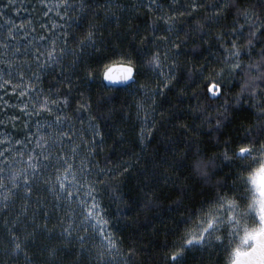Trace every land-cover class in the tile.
I'll return each mask as SVG.
<instances>
[{
    "label": "trees",
    "instance_id": "16d2710c",
    "mask_svg": "<svg viewBox=\"0 0 264 264\" xmlns=\"http://www.w3.org/2000/svg\"><path fill=\"white\" fill-rule=\"evenodd\" d=\"M7 2H14L20 11L0 12V149H3L0 161L4 155L10 161L0 164V172L7 169L3 182L8 184L13 169L23 171L27 168L28 174L32 175V169L27 165L29 154L36 163L42 161L39 154L43 151L49 163L45 167L41 162V179L39 182L33 180L30 197L26 198L23 190L18 188L6 202L0 200V264H27L25 252L10 254L12 241L8 229H13L23 242L25 234L31 233L36 224L43 226L45 223L52 230L51 236L46 231H38L36 243L26 246L32 264H52L53 259L58 264H72L80 246L86 253L91 250L92 264H96L101 254L112 264H154L156 259L159 264H164L165 253L171 260V252L176 247L182 248V254L187 248V255L191 256L195 249L185 246L182 236L194 220L180 217L178 213L173 215L169 204L180 195L179 186L190 183L186 178L187 168L170 166L171 149L183 150L186 145H175L171 141L176 137L188 140L185 164L196 159L212 161L207 164L208 181L215 182L230 167L225 164L217 170L221 157L216 153L224 150L225 137L231 135L233 144L230 147L235 148L238 135L247 131L249 137H253L259 129H264V86L249 87L245 83L249 76L259 75L255 69L264 71L260 68L264 55L260 51L264 44V29L260 27L264 25V0ZM194 2L200 6L193 9ZM209 4L213 7L206 6ZM81 5H84L83 9ZM173 13L177 19L169 30L165 17H171ZM90 23L96 26L95 29L89 27ZM22 24L27 27L13 30ZM93 30L108 45L106 51L123 55L125 61H133L135 72L131 83L106 86L102 80L106 59L100 53H93L92 66L87 64L85 53L88 48L81 49L80 45ZM253 30L259 34L260 42L253 41L249 45V33ZM9 31L12 32L10 36ZM110 31L112 35H109ZM114 43L115 48L112 47ZM233 48L238 52L237 57L225 59L228 56L226 49ZM241 50L242 54H239ZM153 53H158L159 58L169 54L172 71L170 83L161 84L163 87L160 86L151 106L149 130L152 131H148L144 143H138L133 115L138 111V104L145 101H139L138 91L129 87L153 85V76L143 72ZM121 62L115 60V64ZM197 66L202 72H198ZM89 67L94 72L91 77L85 75ZM222 68L221 79L226 81L227 87L223 94L219 93L218 99H209L208 86L213 83L219 86L220 79L216 78L215 70ZM229 68L233 69L232 74ZM65 70L70 71V75ZM69 80L73 85L71 90L67 87ZM194 89L199 90L196 95H193ZM64 96H69L70 102L65 101ZM44 97L58 102L40 109ZM78 101L84 107L78 109ZM21 104L25 107L21 108ZM173 105L175 107H170ZM225 114L230 119L219 131L215 130L216 121L224 119ZM37 123L40 131L36 128ZM10 137L12 152L7 151ZM21 138L24 144L17 147ZM244 142L252 143L250 139ZM261 142H264V132L255 139V146ZM165 157L167 162L162 160ZM248 159L244 156V160ZM68 166L71 171L65 173ZM58 174L67 175L68 183L73 185L59 193V201L56 200L58 193L49 192L43 183L49 179L55 182ZM167 176L172 178L165 179ZM2 192L3 188H0V194ZM77 193L78 198L72 199L71 196ZM85 199L88 205H100L96 224L107 222L95 228L97 236L92 235V226H87L85 231L81 224L87 205L82 208L80 202ZM40 200L43 206L33 218ZM57 203L59 211L55 210ZM45 207L49 209L47 221ZM193 207L199 209V205ZM184 211L188 212L187 209ZM195 215L194 211L193 217ZM164 217L169 224L167 231L159 222ZM70 219L73 221L71 231L65 237L61 235V229L68 226ZM173 225H176L175 229ZM197 228L198 225L193 226L190 234H198ZM82 233L83 239H77ZM110 233L114 237L112 249L108 248ZM51 247L57 249L55 258L48 255ZM203 248L202 260L197 252L188 264H197V261L215 264L208 255L207 246ZM130 251L131 259L128 258ZM76 264H83V259L76 260Z\"/></svg>",
    "mask_w": 264,
    "mask_h": 264
},
{
    "label": "snow or ice",
    "instance_id": "6c2138e0",
    "mask_svg": "<svg viewBox=\"0 0 264 264\" xmlns=\"http://www.w3.org/2000/svg\"><path fill=\"white\" fill-rule=\"evenodd\" d=\"M149 3H152V0H149ZM200 5L197 3H193L192 7L195 9ZM207 7H213V5H206ZM65 8L68 7L67 4L64 5ZM128 7H135V5H128ZM153 7L155 5L153 4ZM84 8V5H81V9ZM18 12L20 9L17 5L13 3H8L7 0H0V12ZM108 19H111V14H109ZM176 13H173L171 17H165V20L168 24L169 30H171L172 26L176 23ZM27 27L26 24L20 25L19 28H14V31H20L21 29ZM89 27L95 29L94 24H89ZM255 27V26H254ZM264 29V25L260 26ZM127 31V29L125 30ZM12 34L9 31L8 35ZM67 35V33H65ZM109 35H112L111 31ZM251 39L249 40V45L252 44L253 41L260 42L259 34L257 32L250 31L249 33ZM119 37V33H117ZM135 38L134 35L132 37ZM219 38V37H218ZM143 39V38H142ZM87 46L88 51L85 55L88 57L87 64L92 66L94 61L91 59L93 53H100L106 59V63L104 65V70L102 75L105 80L108 81H116V80H127L129 77H132L135 72V65L131 59L124 60L123 55L106 51L108 45L105 43L104 39L98 37L95 31H91L88 33L87 37L83 40L80 47L83 49ZM113 48L117 47L114 43L112 45ZM173 48H176V45H173ZM228 52V56L225 59H235L238 55V52L233 49H226ZM261 53H264V44L261 45L260 49ZM239 54H242V50ZM35 55V53H34ZM110 57H114L115 59H111ZM38 59V58H37ZM115 60H121L122 62L117 66H115ZM151 60L154 65L159 66L160 60L158 53H153ZM52 61V52L49 51V62ZM261 69H264V55L261 56ZM175 63V62H173ZM236 63L239 64L240 61L236 60ZM198 72H202V68L197 66ZM230 74L233 73V69H228ZM235 70H239L235 68ZM258 71V76H249L246 80V84L249 87L253 85L264 86V71L260 69H255ZM70 75V71L65 70ZM216 78L220 79L219 86L211 85L210 89L213 91V96L209 97V99H218L219 96L216 95L217 92L223 94V89L227 87L226 81L221 79L224 75V69L215 70ZM85 75L91 77L94 75V72L91 70V67L86 68ZM75 79V78H73ZM170 83V80L165 79L164 84L167 85ZM2 87V85H0ZM67 87L69 90L72 89L73 85L71 80L68 81ZM163 87V85L161 86ZM243 87V86H242ZM255 91V89H253ZM198 89L193 90V95H196ZM182 93H178L181 95ZM207 95V93H202ZM82 95V94H81ZM63 99L65 101L70 102L69 96H64ZM58 101H49L47 97H44L43 100L39 104L40 109L48 108V105L51 103L55 105ZM239 102V97H238ZM7 104V101L4 102ZM21 108H24L25 105L21 104ZM77 107L82 108L84 105L77 102ZM170 107H175L170 106ZM226 108L227 105H224ZM50 110V109H49ZM42 114V113H41ZM230 117H227L225 114L224 119L217 120L216 124L213 128L217 131L221 129V127L227 122ZM48 123V121H45ZM57 124H60L59 117L57 118ZM183 127H190V125H183ZM36 128L40 131V124L37 123ZM198 131V129H195ZM151 132L152 130H148ZM144 132L145 129L142 126L140 136L141 142L144 143ZM261 132H264V129H259L256 136L249 137L248 132L245 131L244 134L238 135L237 146L235 148L230 147L233 144V139L231 135L226 136L223 140V144L225 148L222 152H217L216 155L221 157V165L218 166L217 170L222 168L225 164L230 165L228 170L224 172L222 177H218L215 182H209L208 177L209 173L207 171V161L202 159H196L191 164H185L184 159L188 155V140H185L184 137H176L171 143L175 145L185 144V149L181 150L178 147H173L171 152L173 153L172 164L170 166H175L177 168H187L186 178L190 181V183H183L179 186L180 195L174 198V200L170 201V209L172 214H179L180 217H192L194 222L198 220V234H188L186 240L183 241L185 246H192L195 251L192 252L191 256L187 255L188 249L185 248L182 254V248L176 247L174 251L171 252V260L167 259V254L165 253L164 264H188V261L196 256V253H200L199 259L203 258V246H207L209 249L208 255L212 258L215 264H220L223 261V256L231 246L230 251L228 252L229 260L228 264H264V189H258L255 183L252 181L250 175L246 178V169L252 165L257 159L264 161V142H261L259 146H255V139L260 135ZM98 134V133H94ZM31 136V133L29 134ZM38 140H42L40 136H37ZM190 139V138H189ZM251 140L252 143H245L246 140ZM12 137L7 140L9 145L7 151H13L12 145ZM217 141L219 143V137H217ZM20 144H24L23 138L16 144L17 147ZM26 147V145H25ZM199 151V149H197ZM3 149H0V154H2ZM231 152L232 155L229 156L228 153ZM42 157V161H37L33 163V157L29 154L27 159V165L32 169V175L28 174V169L25 168L23 171L19 169H13L8 176V184L5 185L3 182V175L7 172V169H4L3 172H0V188H3L2 194H0V200L7 201L18 188L23 190V195L27 198L31 196L32 182L33 180L40 181L41 177L40 173V164L43 163V166H47L49 163V158L44 157L43 151L39 154ZM244 156H248V160H244ZM164 162H167V158H162ZM10 163L8 156H3V161H0V164ZM71 171V167L68 166L64 169V172L67 173ZM59 172V170H58ZM214 175V173H212ZM231 177V179H229ZM22 178V181L21 179ZM171 176L165 177V179H171ZM69 177L67 175L56 176V181L53 182L51 179L43 181V183L47 186L49 192H57L58 195L56 200H60L59 193H62L66 188L71 189L72 184L68 183ZM58 182V185H57ZM251 186V193L249 188ZM71 195V194H70ZM72 199L78 198L77 195L71 196ZM95 200V197H93ZM247 201V206H244V202ZM27 202V201H26ZM151 203V201H149ZM81 207L83 208L87 205L86 214H82L81 216V224L85 226V231H87V226H92V235L97 236L95 232V228L97 226L106 225V221H101V225L96 224V215L98 214V209L100 205L98 203H93L88 205L87 199L80 202ZM194 204L199 205V209H194ZM43 206V201L40 200L34 209V217L39 214L40 208ZM209 207L210 211H214L215 215H210L209 212L205 211V207ZM230 209L226 213L224 209ZM184 209H187L188 212L185 213ZM55 210L59 211V204L55 206ZM195 211L196 215L193 217V212ZM49 217V209L44 208V218L47 221ZM61 219H64L61 217ZM164 225L165 231L168 230L169 224L167 221V217H164L159 221ZM71 223L73 221L70 219L68 226L61 229V235L67 237L71 231ZM251 225V226H250ZM110 227V226H109ZM175 229L176 225L172 226ZM46 231L48 236H51L52 230L47 228V223L43 226L40 224H36L31 233L25 234V239L23 242L19 240L16 236L13 229H8L10 238L12 241V249L10 254L19 255L21 252L26 253L27 264H32V256L31 253L26 252V246L29 243H36V233L38 231ZM155 231V228L153 229ZM215 234V235H214ZM83 233L77 239H83ZM31 237V239H29ZM109 240L108 248L112 249L114 237L109 235L107 238ZM239 240L240 243L236 245L233 243L235 240ZM199 246V247H198ZM64 247V246H62ZM213 251L215 252V256L213 257ZM57 249L55 247H51L48 249L49 257L55 258ZM91 250H88L86 253L83 246H80L77 249L76 260L83 259V264H92V257L90 254ZM151 256H155V254H149ZM132 252L128 253V258L131 259ZM76 260L72 261V264H76ZM52 264H58V261L55 259L52 260ZM96 264H112V261L108 259L106 256H99L97 258ZM154 264H159V260H154ZM199 264V261H197Z\"/></svg>",
    "mask_w": 264,
    "mask_h": 264
},
{
    "label": "rangeland",
    "instance_id": "374dc122",
    "mask_svg": "<svg viewBox=\"0 0 264 264\" xmlns=\"http://www.w3.org/2000/svg\"><path fill=\"white\" fill-rule=\"evenodd\" d=\"M160 64L159 66H156L153 64L152 60L147 62L145 66L143 67V72L148 75H152V79L154 81L153 85L151 87H143L140 84H136L133 87H129L131 90H137L139 94V101H145L143 103L138 104V111L136 114H134V119L136 122V139L138 143H141V128L142 126L145 129L144 132V138L148 134V130L151 125V106L155 102V95L157 91L159 90L161 84L164 83L165 79L170 80L171 77V71H172V63L169 58V54L164 55L163 58H159ZM205 211L209 212L210 215H215L214 211H210L209 207L204 209ZM230 210L225 208L224 211L225 213ZM198 220L193 221L192 224L190 225L188 230H185L183 236H182V243L184 240H186L187 235L190 234L192 231L190 230L193 228V226L198 225ZM235 243V241H233Z\"/></svg>",
    "mask_w": 264,
    "mask_h": 264
},
{
    "label": "clouds",
    "instance_id": "9594fccd",
    "mask_svg": "<svg viewBox=\"0 0 264 264\" xmlns=\"http://www.w3.org/2000/svg\"><path fill=\"white\" fill-rule=\"evenodd\" d=\"M212 161H207V164H211ZM250 175L252 181L255 183L258 189H264V161L257 159L252 165H250L246 169V178ZM251 193V186L249 188ZM244 206H247V201L244 202ZM251 226V225H250ZM240 241L237 239L235 240V244L238 245ZM231 246L226 249L224 256H223V264H228L229 256L228 252L230 251Z\"/></svg>",
    "mask_w": 264,
    "mask_h": 264
},
{
    "label": "water",
    "instance_id": "95a60500",
    "mask_svg": "<svg viewBox=\"0 0 264 264\" xmlns=\"http://www.w3.org/2000/svg\"><path fill=\"white\" fill-rule=\"evenodd\" d=\"M119 64H115V66L118 67ZM102 80L104 82V84L106 86H122V85H127L129 83H131L133 80H134V75L132 77H129L127 80H116V81H108V80H105L103 75H102ZM211 85H216V84H210L208 86V95L209 97L213 96V91L210 89V86ZM216 95H219V92L216 93Z\"/></svg>",
    "mask_w": 264,
    "mask_h": 264
}]
</instances>
